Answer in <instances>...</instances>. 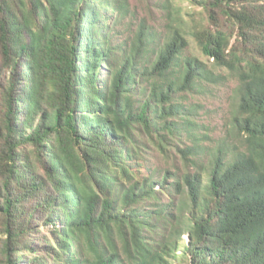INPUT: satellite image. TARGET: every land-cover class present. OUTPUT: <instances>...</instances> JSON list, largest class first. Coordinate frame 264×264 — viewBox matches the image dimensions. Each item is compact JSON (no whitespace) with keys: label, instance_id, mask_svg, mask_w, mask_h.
Wrapping results in <instances>:
<instances>
[{"label":"trees","instance_id":"trees-1","mask_svg":"<svg viewBox=\"0 0 264 264\" xmlns=\"http://www.w3.org/2000/svg\"><path fill=\"white\" fill-rule=\"evenodd\" d=\"M176 1L0 0V264H264V0Z\"/></svg>","mask_w":264,"mask_h":264},{"label":"rangeland","instance_id":"rangeland-1","mask_svg":"<svg viewBox=\"0 0 264 264\" xmlns=\"http://www.w3.org/2000/svg\"><path fill=\"white\" fill-rule=\"evenodd\" d=\"M174 0H128L131 16L123 25V33L119 35L123 40L124 33L131 34V28L137 24L144 22L153 30L164 29L168 20V13H172L174 8L187 7V3L183 5L180 1ZM166 7V8H165ZM132 21L134 24L131 25ZM121 31V30H120ZM236 83L234 80L227 79L223 83L209 87L205 92L196 94L191 97L192 104L198 106V119L203 125L202 133L209 135V139L216 140L222 138L225 134V126L229 117L232 105L233 91ZM152 160L155 165L164 164L162 157L156 155Z\"/></svg>","mask_w":264,"mask_h":264}]
</instances>
